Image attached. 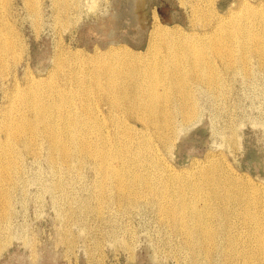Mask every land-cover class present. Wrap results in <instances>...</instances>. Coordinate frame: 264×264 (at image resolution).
<instances>
[{
	"label": "rangeland",
	"instance_id": "374dc122",
	"mask_svg": "<svg viewBox=\"0 0 264 264\" xmlns=\"http://www.w3.org/2000/svg\"><path fill=\"white\" fill-rule=\"evenodd\" d=\"M66 1L41 0V19L24 0H13L2 10L4 14L10 9L0 27L12 31L20 60L6 72L9 80L8 76L0 79V200L2 195L6 198L3 208L0 204V217L4 216L0 218V264H249L252 260L242 257L238 240H247L252 252L264 250L249 239L258 225L257 215L264 212V52L251 49L248 63L238 55L233 62L226 56L217 59L220 87L209 86L207 74L191 67L194 115L190 116L176 92L166 93L164 108L153 106L155 95L147 92V80L133 92L129 104L101 99L105 90L114 91L106 88L105 76L100 84L106 89L98 86L96 73L100 60L121 49L145 58L155 20L166 29L178 27L181 37L193 40L205 31L211 39L221 18L247 16L249 37L259 27L254 15L264 17V0H217L214 19L205 18L204 25L195 21L192 2L182 0H77V6L76 0ZM64 2L76 8L63 10ZM137 4H145V9ZM139 18L147 23L137 25ZM37 19L40 26L34 23ZM257 42V37L246 39L248 47ZM67 58L66 83L57 85L73 92L75 107L68 114L67 109L60 112L71 120L82 119L83 126L68 157L63 150L44 145L38 130L31 149L29 140L15 139L14 129L2 131L6 112L19 122L24 109L20 98L26 89L46 86L59 73L57 62ZM125 80L128 86L132 83L131 78ZM87 90L94 101L87 99ZM141 98L149 105L136 111ZM159 109L170 113L175 125L176 134L166 149L164 132L151 128L157 123L154 111ZM47 124L44 119L40 127ZM84 141L92 146L83 147ZM2 145L10 146L11 154L21 161V171L9 186L10 164L1 167ZM195 184L203 185L211 205L226 212L221 226L214 227L216 243L207 248L185 241L176 225L178 203L167 200L170 193L172 198L182 191L190 196ZM229 207L237 212L234 218L227 216ZM253 263L264 264V257Z\"/></svg>",
	"mask_w": 264,
	"mask_h": 264
},
{
	"label": "bare ground",
	"instance_id": "6f19581e",
	"mask_svg": "<svg viewBox=\"0 0 264 264\" xmlns=\"http://www.w3.org/2000/svg\"><path fill=\"white\" fill-rule=\"evenodd\" d=\"M12 1L13 0H0V25L4 24V22H2L3 16L6 13V11L10 10L9 8H6L7 10L3 14L2 12L5 10L4 7H6L7 5L9 6L12 3ZM251 1H254V0H251ZM24 2L26 3L27 7L32 11V13L35 15V17L39 18V15L42 14V13L39 14V7H38L41 0H24ZM183 2L184 3L188 2V4L189 2L190 3L192 2L194 6V17L196 19L195 21H198V23L202 22L203 24L205 22L204 21L205 18L214 19L215 7H216L215 4L217 0H182V3ZM76 3H77V0L74 4L75 6L79 4V1L77 4ZM141 3H143V1ZM137 5H139V7L141 6V10L145 7L144 6L145 4H137ZM70 6H72V4L71 5L65 4L63 10L65 9L68 10V7L71 9L75 7V6L74 7L73 6L70 7ZM59 10L62 11V8L61 9L59 8ZM59 17H60V20H62L61 16ZM254 17H256V20L258 21L259 27L257 30H254V32L252 31V34L249 37H247V34L249 32L248 28L250 25H249L248 17L246 16V17H242L239 19L236 18L230 21L228 20L224 21L225 19L223 20V18H221L220 23L218 24V29L214 32L211 39L206 38L207 34L205 33L206 32L205 31L203 32L204 34H195L197 36H196V39H193V40L191 39L188 40V39H184L183 37H181V30L178 27L170 26L171 29L169 28L166 29L167 26L163 27L164 25L162 26V22L154 19L155 21H153L154 24L152 25L151 33L149 36L150 43H149L148 50H147L148 52L145 58H141V56L138 57L137 54L131 53V51L129 50L127 51V50L121 49V51L116 52L113 55H110L100 60L101 69L96 73L97 75L96 83L98 84V86L104 87V85L100 84V81L103 78V76H105L106 77V82H105L106 88L111 89L112 91H114V93L110 94L107 92V90H105L103 93L99 95V98L101 99L109 98V99H112L114 103L117 99H121V102L123 104L124 103L129 104L130 101L134 99V97L132 96V94H134L133 92L138 91V88L140 87V83L143 82L144 80H147L149 82V85H147V88H146L147 92L153 96L155 95V100L152 101L153 106H160L164 108V105H166V101H165L167 97L166 93L176 92V94L178 93L179 102L180 103L182 102L184 106H187L186 115L188 116L194 115L193 111H191V105L194 103V96L190 91L192 80L189 79V74H188L189 71H192L191 67L196 68L198 72L200 71V72H204L205 74H207L206 83L209 86L211 87L219 86L220 87L221 81L216 75L217 62L219 61V60L217 61V59L221 58L222 56H226L227 58L230 59L231 62H233V59L238 55L242 58V61L248 63L249 56L252 53L251 49H253L254 51H257V52L259 51L263 53L264 52V17L262 16L261 13L260 14L258 13V15L255 14ZM39 19L35 20L36 22L34 23L38 22L37 25H39L40 23V21H38ZM144 20L139 18L138 21L137 20L135 21H137L136 24L138 25V24H143ZM145 23H147L146 20H145ZM256 37L258 38L257 45H255L254 47H248L247 46L248 44L246 43V39L256 38ZM17 43L15 42V37L10 29H8L7 27L6 28L0 27V79L3 77L4 79H6L7 76L9 75V74H6V72H8V70L10 72L11 71L10 68L12 69L13 67V66L11 67V64L16 65V63L20 60V59L19 60L17 59L18 58L17 55L19 54H16V53H19L16 50L17 47L19 46V45L16 46ZM155 44H156V47H154ZM158 53H160L161 57H159ZM9 55H11L12 58H10ZM11 60L13 62H11ZM59 62L60 60L55 65L57 66L59 73H57L56 77L51 76V79L49 80L48 84H46V86L43 87L41 85H37V88L33 90L30 88H27L26 92L23 93L20 99L24 102V109H22L21 112H19V115H20L19 122L12 121V118L9 112L5 113V122L3 124L4 130L2 131L6 130V132L7 131L9 132V130L14 129L15 139L20 140V141L22 140V142H25V143L27 140H29L30 145L28 146V148L30 147L31 149L34 146L32 145V142L37 141L36 133L38 130V135L42 136L44 145L51 147V149L57 152L59 150H63V152L66 154L65 156L68 157L67 155H69L71 151L70 147H74L75 145L73 143V139L79 137L80 132H82L80 131V129L83 128V126L81 124L82 119L75 118L71 120L68 115L66 116L65 114L60 112L62 109L64 110L67 109V111H64L67 114L68 112H72L73 108L75 107V103H74L75 98H74L73 92H69V91L64 92L61 89H59V85H57L61 82L62 83L65 82L63 80H65L64 78H66V76L68 75L67 72H65V70L70 71V69L67 70L68 65L70 63V59L67 58L66 60L64 59L62 63L61 62L59 63ZM86 69H88V71L90 70L89 68H86ZM251 73L252 72H250V74ZM75 75H77V72ZM9 76L7 78L8 80H9ZM11 77L13 76L11 75ZM126 77L128 78V80H130V78L132 80V83L129 86H128L127 81L125 80ZM15 81H16V78H15ZM87 81H91V80H87ZM72 84L74 85V83ZM63 86L65 88V85ZM160 86L162 87V90H159ZM85 93L87 94V99L93 100L94 96L91 91L87 90ZM141 99L142 100L136 102V106H137L135 107L136 111L143 109L147 105H149V103L145 99L143 98ZM9 106L11 105L9 104ZM175 108H176V105L174 106V109ZM160 111L162 112V114L166 112V111H163L162 109L161 110L159 109L158 112L154 111L155 112L154 118H157L156 119L157 123L154 125V122H153L151 125L152 126L151 128H153V130L155 131L162 130L164 132L161 139H162L163 148L166 149L167 147L170 146V144L173 141L172 139L176 134L174 133L175 125H174V122L172 121V118L170 117L171 116L170 113L169 114L165 113L163 114V117H161ZM17 113L16 115H18ZM99 116L101 117V115ZM44 119H48V124L46 127L44 126L40 127V122ZM88 127L94 130L95 126L90 125ZM39 131H40V134H39ZM159 132L161 133V131ZM7 134L9 135L10 133H7ZM106 134H107V131H106ZM153 134L156 135V132ZM59 136L61 137L65 136L66 139L60 140ZM4 143H1V144H4ZM81 143L83 147L88 148L92 146L90 141H84ZM168 154H166V156H168ZM1 156H2L1 158L2 166L1 167L7 168L9 167V165L6 167L5 164H10L9 175L6 178V185L9 186L16 179L15 178L16 174L21 171V166H20L21 161H18L17 158H14V156L11 154L10 146H7V145L4 148L3 154ZM84 171H86V169ZM170 171L172 170L170 169ZM69 182L71 183V180ZM59 188L60 187H58L57 189L59 190ZM192 190H193V193L190 196L186 194V192L182 191L178 195L177 198H172L171 193H170L167 196V200H170V202L176 201L178 203L177 208H178L180 217L176 225L180 227L181 231L184 233L185 241H189V242L196 241L198 245L199 244L205 245L206 248L211 247L213 244L216 243L217 236H218V232H216V230L214 231V227L217 225L221 226L220 224L222 221L221 216L222 215L225 216L226 212L223 209H219L211 205L210 201L208 200V197L204 195L205 193L203 191L204 190L203 185L195 184L194 186H192ZM217 195L218 194L215 193L214 198L215 197L218 198ZM1 197H2V200H0V204L2 205V208H3L6 204V198L3 195ZM132 200H134V202L138 201L136 197L132 198ZM254 203H255V200H254ZM128 206H130V204ZM166 211L168 212L166 214L170 215L169 209H167ZM228 211L229 212L227 213V216H229L230 218H234L237 214V212H235L233 208L229 207ZM90 212H93V211H91L90 209ZM1 217L4 218V216H1ZM249 218L251 217L245 215V219L247 221H250ZM257 219H258L257 221L258 225L256 228H254L253 233L249 235V239H250V242L253 241L254 244L258 248L262 249L264 248V212H260L257 215ZM260 224L261 226H259ZM238 245L241 249L242 257L247 258L250 261L252 260L249 264H254L253 260L264 257V250H259L258 252H252L249 247V244H247V240H238Z\"/></svg>",
	"mask_w": 264,
	"mask_h": 264
}]
</instances>
